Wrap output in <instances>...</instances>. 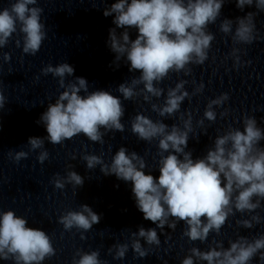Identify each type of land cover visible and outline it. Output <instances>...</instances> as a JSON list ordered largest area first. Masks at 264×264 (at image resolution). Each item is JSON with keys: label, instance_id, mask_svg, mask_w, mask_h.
<instances>
[{"label": "clouds", "instance_id": "9594fccd", "mask_svg": "<svg viewBox=\"0 0 264 264\" xmlns=\"http://www.w3.org/2000/svg\"><path fill=\"white\" fill-rule=\"evenodd\" d=\"M225 2L230 0H115L104 8L105 17L114 14L112 22L115 27L109 29L107 41L115 53L112 64L119 68L123 60L129 65V72H139L138 76L119 84L116 89L119 96L106 90L90 91L89 82L84 77L66 82L75 71L74 66L66 62L55 66L48 64L41 69L42 75L51 74L58 78L59 88L63 89L54 102L47 104L36 122L45 127L47 136L28 139L29 151L41 150L37 156L41 164L49 159V152L44 147L46 140L53 145H62L65 140L83 134L88 140L103 145L107 133L123 132V101L142 97L160 117H176L180 121V124L169 126L142 113L131 118L133 135L149 144L158 141V177L145 171L148 165L143 156L135 151L129 152L124 146L115 152L110 163H106L102 155L84 154L81 157L88 170L99 166L105 176L115 175L118 180L130 182L137 209L145 220L156 225L147 229L139 226L138 231L130 233L129 242L113 244L108 252L114 259H123L129 247L136 257H146L150 248L144 247L141 240L150 247H159L161 241L157 228L161 232L165 226L175 230L181 221L186 225L182 235L192 242L199 240L203 243L210 233L219 235L229 217L237 212L250 214L249 218L236 221L244 228L251 229L264 220L256 211L264 201V147L260 145L264 141V128L258 126L256 117L245 115L243 130L229 125L223 134L215 137L203 157L194 159L192 151H186L189 134L194 132L193 113L191 110L182 112L181 104L186 98L191 101L192 96L202 93L204 84L200 83L189 93L185 90L189 81L181 79L174 87L167 88L166 95L165 89L159 87L170 73L183 72L188 76L192 73L190 65H202L208 59L215 39V35L208 31L209 25L215 24L221 16ZM235 2L241 11L245 6L253 5L258 11H264V0ZM37 3L38 0H14L9 7L0 10V49L8 45L15 33L21 37L15 40V45L17 48L22 46L23 54L35 56L40 51L47 32L41 20L44 10L35 6ZM256 15L257 12H248L235 21L225 18L220 23V31L226 36L231 35L234 45L252 44L259 39ZM133 28L137 30L135 39H131L129 33ZM117 29L124 30L118 33ZM241 51L233 47L229 53L234 67L242 66ZM10 59V53H3L4 62ZM162 96L163 103L153 102V98L159 100ZM228 100V93H222L207 102L203 117L196 121V126L204 129V134L207 131L205 120L215 123L216 109ZM5 103L0 81V110L4 109ZM219 115L227 117L229 109L225 108ZM195 140L198 142L199 136ZM28 155L23 150L8 152L9 158L16 163L27 159ZM71 159L76 156L73 154ZM67 167L70 170L65 176L54 174L51 181L54 187L61 190L68 184L74 190L83 187L84 177L71 170L73 165ZM101 218V214L89 205L82 204L78 210L61 214L58 223L65 231L81 230L83 240L86 238L83 232L99 224ZM228 243L225 248L222 241L213 240L208 250L193 246L181 264H251L257 255L264 262V234L252 238L239 236ZM55 254L48 233L30 227L28 220L13 210L0 211V260L11 259L14 264H43ZM72 264H107V261L100 259L98 249H78Z\"/></svg>", "mask_w": 264, "mask_h": 264}]
</instances>
